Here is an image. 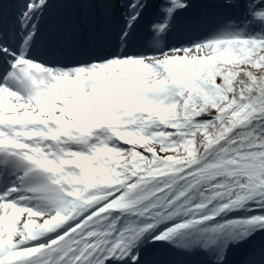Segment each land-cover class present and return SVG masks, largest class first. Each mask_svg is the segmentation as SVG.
Listing matches in <instances>:
<instances>
[{
    "label": "snow or ice",
    "instance_id": "snow-or-ice-1",
    "mask_svg": "<svg viewBox=\"0 0 264 264\" xmlns=\"http://www.w3.org/2000/svg\"><path fill=\"white\" fill-rule=\"evenodd\" d=\"M0 264H264V0H0Z\"/></svg>",
    "mask_w": 264,
    "mask_h": 264
}]
</instances>
